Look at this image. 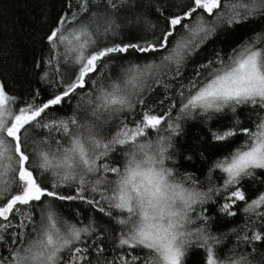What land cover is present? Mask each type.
<instances>
[{"label": "snow or ice", "instance_id": "1", "mask_svg": "<svg viewBox=\"0 0 264 264\" xmlns=\"http://www.w3.org/2000/svg\"><path fill=\"white\" fill-rule=\"evenodd\" d=\"M95 3L75 0L78 11L62 13L47 35L52 50L47 64L55 67L57 76L49 80L45 71L41 77L54 88L46 100L38 102L37 92L31 101L18 105V97L0 80V245L9 253L0 254V264H93L87 238L97 230L95 221L70 223L59 215L55 201H81L122 226L116 248L125 251L108 260L106 249L97 245L92 250L95 264H186L189 250L196 247L204 250L203 264H252L249 254L257 251L255 247L249 254L221 260L214 247L219 240L207 228L189 230L186 226L193 223L196 206L210 199L209 193L227 191L252 176L253 170H264V119L254 131L244 127L213 133L217 141L227 140L237 131L248 137L214 165L226 176L220 188L204 192L187 187L177 180L176 169L168 161L173 159L171 137L179 134L180 120L185 117L225 109L235 112L245 105L264 109V48L246 44L234 49L227 61L217 57L200 65L189 82L177 88L180 106L175 117L172 110L177 103L168 95L173 85L166 81L182 75L187 58L218 25L264 16V0H223V7L222 0H191L186 11L167 19L159 37L135 43L101 41V36H116L119 25L107 9L104 15L91 12L87 23L81 21ZM106 3L118 10L126 0ZM66 4L74 9L71 0ZM204 13L214 18L207 20ZM186 20L189 23H184ZM161 51L166 54L160 63L129 61L120 82L109 87L98 83L118 59ZM61 56L64 64L72 61L71 73L61 71ZM88 85L99 90L89 101L91 119L83 113L78 118L75 110L70 116L56 115L58 108L82 97L78 90ZM155 85H162L165 99L170 100L162 113L145 100ZM110 122L115 131L104 130ZM37 130H47V134L38 135ZM162 131L169 135H158L155 143L140 139ZM109 174L114 179H109ZM187 180L196 184L191 176ZM245 200L244 191L235 187L221 211L234 216L233 206ZM260 207H264V194L246 203L243 210L252 212ZM257 216L264 218V212ZM197 218L208 219L203 210ZM240 239L249 245L262 242L264 228L253 230L251 236L245 232Z\"/></svg>", "mask_w": 264, "mask_h": 264}, {"label": "trees", "instance_id": "2", "mask_svg": "<svg viewBox=\"0 0 264 264\" xmlns=\"http://www.w3.org/2000/svg\"><path fill=\"white\" fill-rule=\"evenodd\" d=\"M71 2L74 9L68 8L66 0H0V80L5 83L8 92L18 97V105L31 101L37 92L40 93L38 102L46 100L53 93L52 84L41 79L45 71L49 72V80L57 76L55 67L47 64L52 56V50L46 37L62 13L71 10L78 11L75 0ZM190 3L191 0H126V3L120 5L118 10H113L108 7L106 0H96L94 5H90L89 13H84L80 20L87 23L91 20V12L104 15L107 9L109 13H113L111 18L119 25L118 34L101 36L100 40L104 43L108 41L135 43L141 41L142 38L159 37L166 27L167 19L186 11ZM199 11L202 12V10ZM204 16L209 21L214 18L208 16L207 13H204ZM184 23H189V21L186 20ZM68 27L71 28L73 25ZM180 31L183 34L184 30ZM250 43H255L257 48H264V16L250 17L239 24L218 25L216 31L210 34L187 58L181 69L182 75L174 81H166L173 85L168 95L177 103V107L172 110V116L177 115L180 106L176 95L177 88L181 83L187 84L200 65L214 61L217 57L227 61L234 49L240 50ZM59 51L63 53V47ZM165 54V51H161L146 55L136 54L127 60L118 59L105 70L103 76L98 78V83L103 87H109L111 83L121 81L129 61L160 63V57ZM59 67L61 71L69 73L73 71L72 61L69 60L68 64H64L63 56L59 58ZM93 78H97L96 74H93ZM78 91H82L83 96L71 99L62 109L58 108L57 116H70L75 110L78 118L83 113L88 114V118L91 119L92 105L89 101L95 99L99 90L88 85L86 89ZM165 95L164 87L155 85L154 90L148 91L145 100L154 104L155 110L162 113V110H167L170 103L169 99H165ZM77 105L80 107L78 108ZM261 119H264V109L245 105L237 107L235 112L225 109L222 112H209L202 115L193 113L180 120L179 134L171 137L173 147L169 149V152L173 159L168 161V165L176 169L177 180L185 182L187 187H195L204 192H207L209 188L222 187L226 178L225 173L214 168V165L240 148L248 137L237 131L235 136L217 141L213 139V133H223L228 129L244 127L254 131ZM104 130L115 131L112 122L106 124ZM37 134L46 135L47 130H37ZM53 135L57 134L53 133ZM158 135L168 136L169 133L167 131L159 134L150 132L148 137L140 139L155 143ZM55 149L56 145L53 144L52 150L55 151ZM189 176L196 181L195 185L187 180ZM109 179H114V177L109 174ZM235 187L244 191L246 200L238 201L233 206L232 211H235L236 215L231 216L221 211V206L228 202L227 197L231 191L235 190ZM262 194H264V170L255 169L253 175L242 178L239 185L230 187L227 191L209 193L210 199L203 205L196 206L197 212L192 213L193 223L186 227L189 230L197 227L207 228L208 232L219 240L214 247L221 260L226 261L242 254H249L251 247H255L257 251L249 254V260L252 264H264V241L253 242L249 245L240 239L245 232L251 236L253 230L260 231L264 228V218L257 216V212H264V207L252 212L243 210L246 203L257 199ZM54 203L59 206L58 213L62 219L70 223L80 221L87 224L90 219L95 221L97 230L87 238L89 258L93 260V264H95L96 256L92 250L97 245L106 249L104 256L108 260L112 259L117 252L125 251L116 248L117 236L122 226L116 224L108 216L95 211L92 206L81 201H55ZM202 210L203 215L208 218L206 222L197 218ZM5 238L11 244L10 238L8 236ZM17 239L19 240V237ZM92 241L94 243H91ZM0 254H9L4 245H0ZM185 259L186 264H203L204 250L198 247L190 249L189 256Z\"/></svg>", "mask_w": 264, "mask_h": 264}]
</instances>
